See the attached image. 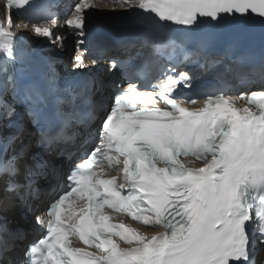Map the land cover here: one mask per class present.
Here are the masks:
<instances>
[{
    "label": "snow or ice",
    "instance_id": "obj_1",
    "mask_svg": "<svg viewBox=\"0 0 264 264\" xmlns=\"http://www.w3.org/2000/svg\"><path fill=\"white\" fill-rule=\"evenodd\" d=\"M32 6V0L0 2V66L14 59L12 29L18 25L12 10ZM117 6L151 20L153 35L145 43L168 58L195 54L187 39L167 31L170 25L191 33L229 18L254 16L264 23V0H119ZM90 7L88 0L76 3L63 21L79 37L85 35L84 10ZM36 9L43 19L22 21L24 27L31 23L37 36L62 41L50 27L40 26H59L56 14L47 5ZM74 60L78 69L84 66L81 55ZM119 66L128 86L105 111L98 142L67 174V190L48 206L45 234L25 249L24 264H255L256 246H264V89L174 96L180 85L191 88L188 73L165 68L150 89H141L131 78L141 65ZM200 99L202 108L184 106ZM17 103L23 106L22 119L39 128L40 147L67 141V129L82 123L75 107L63 110L74 101L59 93L53 75L43 87L21 88L10 77L0 82V128L16 114ZM49 108L58 121L55 132L44 127ZM17 129L13 139L24 132L23 123ZM22 159L17 154L0 163L7 192L19 193L14 178ZM23 172L31 189L32 177L55 175L56 168L47 162L24 164ZM105 209L130 217L144 230L111 223ZM44 222L37 217V223ZM73 239L97 251L73 247ZM8 251L9 244H0V264H12Z\"/></svg>",
    "mask_w": 264,
    "mask_h": 264
},
{
    "label": "bare ground",
    "instance_id": "obj_2",
    "mask_svg": "<svg viewBox=\"0 0 264 264\" xmlns=\"http://www.w3.org/2000/svg\"><path fill=\"white\" fill-rule=\"evenodd\" d=\"M82 2V0H81ZM119 0H95V3H91L92 7L85 9V12H88V10L92 9L94 11V13H96L97 15H112L117 13L118 11H125L126 9L121 8L118 5ZM48 27H50L52 29V31L55 33V35L58 36H62L63 38L67 35V34H72L74 32H71L67 29V27L65 25H61L59 24V26L57 27H53L52 25H46ZM12 31L14 33H17L16 38L20 39L23 38V36L29 40L33 46L40 51L41 54L45 55L51 63H53L54 65H57V61L59 59V57H57L59 55V53L62 51L63 52V59L67 62L66 60V51H64V47L67 49V45L63 43L62 41H56V42H51L49 41L47 38L41 37V36H37L34 31L33 28H22L19 29L17 27L13 28ZM73 37H71L72 39ZM24 39V38H23ZM66 54V55H65ZM18 113V111L16 110V114ZM15 114V115H16ZM15 115L11 118V120L7 121V128L5 129L4 135L6 134H10V131L12 132L13 128H12V122L14 121V117ZM15 125V122H13ZM21 123V121H17V124ZM27 128L24 126V131H26ZM18 129L16 127V133L15 135H17ZM23 135H20L19 138H22ZM6 149L8 153H12L13 149H12V144L11 143H7L6 144ZM15 148V147H14ZM21 171L20 174L18 175L20 178L25 177V174L23 172V166L24 164L19 162L17 165ZM4 188V184L2 182H0V221H2L1 226L2 228L9 230L11 232H22L26 235L29 234V231L32 230V228L30 227V225L26 224L24 221L17 219L16 217H14V213L13 211L10 209H8V207L6 209H8V213L7 211H3L2 207H5V204H8V202L10 201V199H6L5 196H8V194L6 192H4L3 190ZM4 209V208H3ZM139 228L141 231L144 230V228H141L139 226H134V228ZM26 236V241L28 240ZM19 241L16 242V244ZM16 245L14 246V248L12 249L11 253H9L7 255V258L9 259H14L15 257V250H16ZM20 249V247H19Z\"/></svg>",
    "mask_w": 264,
    "mask_h": 264
}]
</instances>
